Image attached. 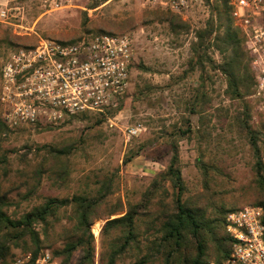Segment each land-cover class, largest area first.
<instances>
[{"label":"trees","instance_id":"obj_1","mask_svg":"<svg viewBox=\"0 0 264 264\" xmlns=\"http://www.w3.org/2000/svg\"><path fill=\"white\" fill-rule=\"evenodd\" d=\"M109 1L95 0L91 9H98ZM204 1L211 9V16L206 26L195 32L192 57L181 77L188 79L199 73L200 84L193 87L189 99L178 101L181 121L166 130L165 138L172 154L166 169L156 176L151 187L137 202L114 198L118 190L116 174L98 179L94 187L87 185L82 193L71 198H44L41 204L21 215L9 214V209L15 205L6 194L3 195L0 198V262L10 264L15 249L31 252L36 259L44 250L52 249L61 242L63 247L55 250L54 254L63 258L62 264H69L77 252H81L78 264H96L92 226L98 220L106 221L101 231L99 264H119L126 258L131 259L132 264H224L229 259L234 242L227 228L229 214L247 206L244 204L264 207V115L255 124L254 107L246 101L254 94L257 70L248 43L235 26L231 0ZM151 13L157 17L153 22L167 23L174 35L190 31V23L179 14L160 9ZM128 22V25L124 23L126 26L111 21L93 22L84 13L83 25L86 35H123L127 28L135 26L133 19ZM83 37L54 40L73 44ZM0 44L11 50L29 49L35 48L39 40L29 35H15L0 27ZM214 52L222 56V63H217ZM8 55H3L4 60ZM3 62L0 63V78ZM211 73L224 75L228 86L227 98L241 103L232 122L253 151L254 178L239 187L231 175L218 165L217 157L206 160V154H201L197 159V168L202 176L203 190L190 194L183 175L181 142L192 141L194 137L200 144L213 141L210 122L215 110L210 114L213 107L208 88ZM123 106L124 101L111 110L108 117H116ZM1 113L0 107V151L11 132ZM94 116L97 122L91 130L103 126L108 120L106 116ZM196 116L199 117L198 129L193 127L192 121V117ZM90 118L91 115L82 114L68 122ZM97 134L90 132L71 144L63 141L39 148L38 151H43L44 155L34 169L30 172L17 171L20 179L34 182L24 200L34 198L36 184H41L46 175L56 187L68 188L73 181L70 158L82 152L88 140ZM152 144L150 141L148 145L129 151L124 164L128 165L145 154ZM7 163V157L0 153V181L3 175L9 176ZM116 215L118 217L114 218Z\"/></svg>","mask_w":264,"mask_h":264},{"label":"rangeland","instance_id":"obj_2","mask_svg":"<svg viewBox=\"0 0 264 264\" xmlns=\"http://www.w3.org/2000/svg\"><path fill=\"white\" fill-rule=\"evenodd\" d=\"M61 1L22 0L10 3V20L6 23L0 22V27L3 31L15 35L33 36L41 42L56 38L78 39L83 35L86 36L83 25L84 13H87L93 22L111 21L123 26H126L125 22L128 25V21L133 19L135 26L125 31V34L134 37L136 43L132 85L124 100L122 111L116 117L106 116L108 120L97 129L91 130L97 122L94 115L85 121L74 120L69 123L68 120V123L59 126L35 125L17 130L8 127L11 132L3 143L0 153L7 157V168L10 172L9 176L1 177L0 198L6 194L8 200L14 203L15 206L9 209L10 215L14 213L21 215L32 210L33 207L41 204L44 198H71L82 193L87 185L94 187V182L98 179H105L115 174L118 190L114 198L140 201L156 176L165 170L170 162L172 154L169 153L170 147L165 133L170 125L181 121L178 101L189 99L193 89L200 84L199 73L191 75L188 79L181 77L188 69V61L192 57L191 45L195 40V32L204 28L211 16V9L204 0H194L191 11L183 16L188 20L191 28L189 32H182L180 35H174L165 22H153L157 17L151 12H155L156 9L149 8L143 0H110L98 9H91L95 0ZM1 4L4 6L6 0H0V7ZM11 51L0 44L2 57ZM213 56L217 63L223 62L218 52H214ZM2 57L0 63L4 60ZM148 69L150 72H147ZM227 87L224 75L211 73L208 88L213 107V110L209 111L210 114L215 110L213 114L215 116L210 122L213 141L200 144L194 137L192 141L181 142L183 175L190 194L203 190L202 176L197 168V159L201 154H206V160L217 157L218 165L231 175L239 187L247 185L254 178L253 151L232 122V117L239 111L241 103L227 98ZM246 101L254 107V121L257 124L264 115L260 102L254 94ZM192 121L193 127L198 129L199 117H192ZM138 123H141L145 130L139 136L129 139L125 134L127 128ZM90 132L98 134L88 140L82 152L70 158L73 181L69 187L63 189L56 187L46 175L41 184H36L34 198L25 201L24 196L33 188L34 182L20 179L17 171L30 172L34 169L44 155L43 151H38L39 148L45 145H58L63 141L71 144L82 136L86 137ZM150 141L153 144L145 154L135 158L128 165L124 164L125 156L129 151L138 149L144 144L148 145ZM116 217L118 215L114 216ZM105 222L98 220L92 226L97 251L96 264H99L101 231ZM62 247L63 243L60 242L54 248L44 250L42 253L49 252L53 263L62 264L63 258L54 254L55 250ZM27 253L31 252L15 249L13 259ZM80 257L81 252L75 253L69 264H78ZM132 262L131 259L126 258L119 264H132Z\"/></svg>","mask_w":264,"mask_h":264},{"label":"built area","instance_id":"obj_3","mask_svg":"<svg viewBox=\"0 0 264 264\" xmlns=\"http://www.w3.org/2000/svg\"><path fill=\"white\" fill-rule=\"evenodd\" d=\"M20 1L1 4L0 22L10 20L9 4ZM143 1L149 8L181 16L194 6V0ZM231 4L235 26L254 56V96L264 111V0H231ZM135 60L136 43L130 34H90L73 44L42 40L35 48L12 50L1 68L2 119L17 130L59 126L82 114L108 117L130 92ZM144 130L138 123L125 134L131 139ZM227 225L234 242L224 264H264V207L247 205L229 214ZM10 264L55 263L45 252L36 259L32 253L19 255Z\"/></svg>","mask_w":264,"mask_h":264}]
</instances>
